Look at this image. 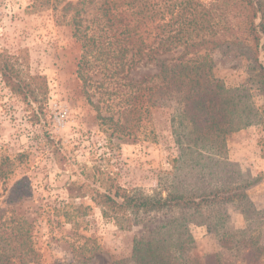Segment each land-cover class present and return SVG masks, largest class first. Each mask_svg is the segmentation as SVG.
Returning <instances> with one entry per match:
<instances>
[{
    "label": "rangeland",
    "instance_id": "rangeland-1",
    "mask_svg": "<svg viewBox=\"0 0 264 264\" xmlns=\"http://www.w3.org/2000/svg\"><path fill=\"white\" fill-rule=\"evenodd\" d=\"M68 1L0 0V60L10 58L25 77L45 76L48 85L47 99L30 104L10 90L0 72V160L9 158L13 171L8 184L0 183V205L16 182L29 188L17 210L32 225L35 264H138L137 237L155 231L152 237L158 241L174 219L179 227L178 212L124 217L121 227L105 218L94 201L98 190L166 197L237 185L244 187L242 197L206 205L197 220L203 223H189L187 255L199 264L212 253L221 255L224 264H247L245 253L264 247L263 127L254 123L232 133L226 151L215 154L191 146L176 98L147 93L138 98V82L157 74L154 65L121 66V74L106 80L95 70L91 75L103 86H85L78 77L82 44L71 25L57 23ZM102 3H88L83 27ZM234 24L236 31L244 30L241 18ZM211 57L215 75L231 89H247L260 112L264 55L257 59L242 45ZM113 88L117 94L110 96ZM71 185L74 193H69ZM180 224L184 241L185 221Z\"/></svg>",
    "mask_w": 264,
    "mask_h": 264
},
{
    "label": "trees",
    "instance_id": "trees-1",
    "mask_svg": "<svg viewBox=\"0 0 264 264\" xmlns=\"http://www.w3.org/2000/svg\"><path fill=\"white\" fill-rule=\"evenodd\" d=\"M91 2L70 0L57 17L59 25L74 28V35L82 44L78 77L85 86H103L91 75L95 70L103 73L106 80L121 74V66L128 65L131 70H136L138 66L154 65L157 74L144 76L138 82L142 91L138 98L144 99L146 93L176 98L181 106L178 113L180 126L188 132L191 146L221 154L226 151L227 139L232 133L254 123L264 130V105L260 112H255L249 91L229 88L215 75L211 57L222 48L242 45L252 50L257 59L264 55V0H238L235 3L231 0H103L90 24L83 27V15ZM236 18H241L244 30L238 28L239 32L236 31ZM101 54L105 59H100ZM262 65L260 84L264 94ZM112 70L116 71L112 73ZM0 72L10 90L23 96L28 103H43L47 99L45 76L25 77L10 58L2 56ZM116 90L108 94H117ZM143 114L141 112V116ZM124 115L128 117L126 111ZM99 118L109 120L101 115ZM262 146L264 157V141ZM11 165L7 157L0 160V183L3 185L8 184L13 172ZM74 187H69V193L76 191ZM28 192L29 188L23 186L22 181L16 182L0 205V264L36 263L38 251L35 250L32 225L17 210ZM111 192L98 190L93 199L102 206L104 217L121 227L124 217L131 220L132 216L153 212H178L182 214L180 223L185 221L184 241L179 233L183 225L179 223V227H175L177 219L171 222L167 231L166 226L165 236L158 241L152 237L155 231L137 237L134 258L138 264H199L187 255L192 244L189 223H203L197 220L204 206L242 197L244 187L237 185L209 193H170L166 197L133 194L123 189H118L115 194ZM244 260L247 264H264V247H251ZM201 264L224 262L221 255L212 253L206 255Z\"/></svg>",
    "mask_w": 264,
    "mask_h": 264
}]
</instances>
